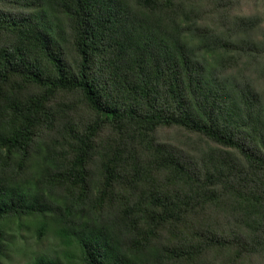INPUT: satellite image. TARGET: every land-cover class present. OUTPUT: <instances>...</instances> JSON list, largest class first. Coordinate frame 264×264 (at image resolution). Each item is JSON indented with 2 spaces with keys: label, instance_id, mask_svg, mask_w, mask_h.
Instances as JSON below:
<instances>
[{
  "label": "trees",
  "instance_id": "1",
  "mask_svg": "<svg viewBox=\"0 0 264 264\" xmlns=\"http://www.w3.org/2000/svg\"><path fill=\"white\" fill-rule=\"evenodd\" d=\"M205 1L0 0V256L49 216L83 264H264L262 20Z\"/></svg>",
  "mask_w": 264,
  "mask_h": 264
},
{
  "label": "rangeland",
  "instance_id": "2",
  "mask_svg": "<svg viewBox=\"0 0 264 264\" xmlns=\"http://www.w3.org/2000/svg\"><path fill=\"white\" fill-rule=\"evenodd\" d=\"M229 0H209L202 2L205 12L211 14L213 18H217V14L213 13L214 7L220 8ZM237 3L232 15L252 16L253 18H260L262 20L258 30V38L264 35V0H232ZM239 2V3H238ZM211 22V21H210ZM216 24L217 21H213ZM264 64V58L261 62ZM260 69L255 71L252 69L253 76L260 74ZM262 85L264 77H260ZM264 86V85H263ZM190 135L179 128L166 127L157 131V137L160 140L182 143L187 141ZM47 216L45 222L47 227L37 229L34 220L22 219L20 222L13 221L8 226V231L5 239V247L0 256V264H31L36 258L40 256L58 258L64 264H83L80 252L66 245L55 230L54 223ZM42 221V220H38ZM38 230V231H37Z\"/></svg>",
  "mask_w": 264,
  "mask_h": 264
}]
</instances>
